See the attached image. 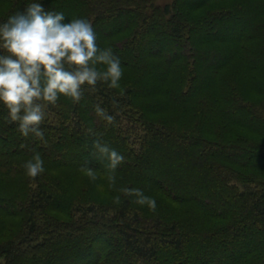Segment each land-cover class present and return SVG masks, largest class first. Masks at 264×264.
Listing matches in <instances>:
<instances>
[{"label":"trees","instance_id":"1","mask_svg":"<svg viewBox=\"0 0 264 264\" xmlns=\"http://www.w3.org/2000/svg\"><path fill=\"white\" fill-rule=\"evenodd\" d=\"M31 2L89 20L123 76L49 106L43 140L0 104V264H264V0H0V23Z\"/></svg>","mask_w":264,"mask_h":264},{"label":"clouds","instance_id":"2","mask_svg":"<svg viewBox=\"0 0 264 264\" xmlns=\"http://www.w3.org/2000/svg\"><path fill=\"white\" fill-rule=\"evenodd\" d=\"M64 20L62 12L45 11L39 2H31L0 23V104L8 110L10 122L18 124L23 137L31 134L43 140L40 126L45 121L46 109L55 106L62 96L79 103L85 87L91 91L98 84L109 89L120 87V59L111 48L99 47L92 23L82 18L68 23ZM95 114L109 125L115 123V117L99 104ZM87 133L96 137L95 154L108 161L109 188L135 197L136 204L155 212L156 200L145 196L141 189H117L115 171L124 156L103 143L91 128ZM43 164L36 154L23 168L29 178L35 179L45 171ZM80 170L90 181L98 179L93 169L82 166ZM120 200V195L114 197V203L119 204Z\"/></svg>","mask_w":264,"mask_h":264}]
</instances>
